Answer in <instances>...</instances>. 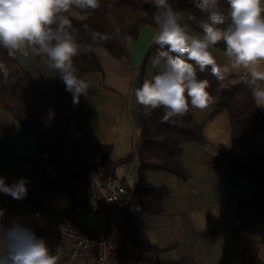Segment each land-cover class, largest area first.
Instances as JSON below:
<instances>
[{"label": "trees", "instance_id": "trees-1", "mask_svg": "<svg viewBox=\"0 0 264 264\" xmlns=\"http://www.w3.org/2000/svg\"><path fill=\"white\" fill-rule=\"evenodd\" d=\"M174 9L183 10L194 17L186 22L193 29L203 13L194 7L192 0H170ZM224 4V0H220ZM151 0H101V7L89 12L88 17L79 20L71 16L74 33L80 51L73 58L74 64L83 78L88 73L102 71L99 57L92 48L101 46L117 59L130 58L125 36L136 41L142 26L155 27ZM89 27L119 36L106 44H93L82 28ZM223 49V44L216 46ZM158 46L151 44L142 59V70L150 56L156 54ZM40 59L39 57H37ZM0 61L10 72L7 82H0V103L12 114L19 125L36 135L40 141L38 154L25 156L22 163L26 172L20 178L28 181V195L24 198L30 204L45 207L58 189H63L80 203H86L85 196L78 193V186L86 184L90 174L100 165H106L107 152L96 145L92 151L84 149V141L91 130L95 111L93 92L88 97L81 96L76 109L69 105L72 96L57 73L52 86L57 98L51 97L41 85L17 62L9 58L6 50L0 47ZM200 79L210 83L208 91L218 111L225 110L230 117L232 139L242 147L237 155L220 153L217 164L224 165L252 183L249 193L240 194L234 207L238 222L234 223V235L243 250L244 264H264L259 255V241L249 231L251 222L264 217V115L253 103L248 88L238 77L228 76L220 81L210 72L199 73ZM54 116L49 119V112ZM77 119L74 133L70 132V115ZM163 112L157 109L150 118L142 112L141 136L135 152L121 160L137 159V178L132 192L123 201L129 220L123 228L124 237L133 246L122 248L116 255L119 264H199L194 258H180L162 261L157 255L164 249L142 238L138 232V221L142 215H163L165 202L170 197L168 187L154 185L147 179L151 169L167 171L182 180L190 178L189 171L182 160L185 143L205 142L203 124L199 123L192 111L183 118L161 123ZM100 156V157H99ZM207 164L212 166L207 158ZM112 171V170H111ZM17 180V181H18ZM16 181V182H17Z\"/></svg>", "mask_w": 264, "mask_h": 264}, {"label": "crops", "instance_id": "crops-1", "mask_svg": "<svg viewBox=\"0 0 264 264\" xmlns=\"http://www.w3.org/2000/svg\"><path fill=\"white\" fill-rule=\"evenodd\" d=\"M180 12L187 18L186 11ZM71 16L84 20L88 14L84 19L79 12ZM154 31L155 27L150 26L139 29L137 40L127 43L129 59H117L101 46L92 48L103 70L85 76L90 84L89 90L93 92L95 111L84 149L92 151L99 145L101 151L107 152L104 162L127 188L123 199L132 192L137 178V159L121 160L135 152L141 136L144 109L135 103L134 89L142 84L145 77L154 74L150 65L152 56L141 69ZM213 52L222 62V50L215 46ZM16 60L51 97L57 98L52 86L57 73L31 54H18ZM77 106L69 105L72 109ZM259 109L264 115V109ZM192 113L203 124L205 142L192 141L183 146L182 160L190 178L182 180L173 173L154 169L147 172L148 181L168 187L170 197L165 202V214L140 217L137 225L139 235L164 249L157 255L162 261L185 257L194 258L199 264H244L242 247L234 235L233 226L238 222L234 207L240 194L250 192L252 183L226 166L217 164L218 154L237 155L242 147L232 139L227 111H218L211 106L206 111L192 110ZM69 115L70 132L74 133L77 119L72 112ZM39 148V138L22 128L0 103V176L6 178V184L11 185L26 172L22 158L37 155ZM207 158L212 166L207 164ZM0 208L7 213L5 224L12 218H20L35 233L56 218L91 235L107 230L104 217L63 189H58L45 207L0 193ZM37 213L40 214L38 217ZM249 231L259 241V254L264 260V217L251 222Z\"/></svg>", "mask_w": 264, "mask_h": 264}, {"label": "clouds", "instance_id": "clouds-1", "mask_svg": "<svg viewBox=\"0 0 264 264\" xmlns=\"http://www.w3.org/2000/svg\"><path fill=\"white\" fill-rule=\"evenodd\" d=\"M155 9V31L152 43L158 46L150 58L154 74L145 77L134 89L135 103L142 106L148 118L160 109L161 123L183 118L192 110L206 111L214 103L208 91L210 83L199 73L210 72L217 80L238 76L245 84L257 108L264 109V0H192L203 13L193 29L187 20L194 19L174 9L170 0H151ZM101 7V0H0V47L9 58L33 55L58 73L65 90L78 105L88 97L89 82L79 75L73 58L80 48L71 15L86 18ZM82 28L93 44H106L119 36L100 32L87 23ZM124 40L131 43L132 37ZM223 44V61L214 55L215 46ZM10 75L0 61V82ZM139 75V73H137ZM54 112H49V119ZM0 176V193L22 201L28 195L25 178L11 185ZM6 210L0 208V264H58L44 238L22 219L12 218L7 224ZM40 214L37 213L38 217Z\"/></svg>", "mask_w": 264, "mask_h": 264}, {"label": "built area", "instance_id": "built-area-1", "mask_svg": "<svg viewBox=\"0 0 264 264\" xmlns=\"http://www.w3.org/2000/svg\"><path fill=\"white\" fill-rule=\"evenodd\" d=\"M89 208L105 218V233L91 235L56 218L35 234L44 238L58 264H119L117 253L133 244L124 237L123 228L129 220L122 196L125 184L114 176L108 166L100 165L90 174L83 186H78ZM229 194V192H227Z\"/></svg>", "mask_w": 264, "mask_h": 264}, {"label": "rangeland", "instance_id": "rangeland-1", "mask_svg": "<svg viewBox=\"0 0 264 264\" xmlns=\"http://www.w3.org/2000/svg\"><path fill=\"white\" fill-rule=\"evenodd\" d=\"M118 30H119V27H118ZM260 255V254H259ZM260 257H261V255H260ZM146 264V263H145Z\"/></svg>", "mask_w": 264, "mask_h": 264}]
</instances>
